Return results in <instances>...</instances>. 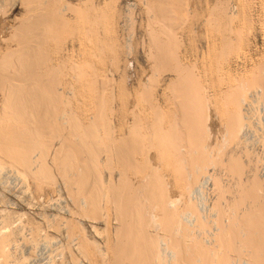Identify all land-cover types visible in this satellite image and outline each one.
<instances>
[{"label":"bare ground","instance_id":"6f19581e","mask_svg":"<svg viewBox=\"0 0 264 264\" xmlns=\"http://www.w3.org/2000/svg\"><path fill=\"white\" fill-rule=\"evenodd\" d=\"M41 1L0 0L25 12L0 22V264H264V76L210 116L187 80L66 75L48 44L71 5ZM157 39L168 71L177 48Z\"/></svg>","mask_w":264,"mask_h":264},{"label":"rangeland","instance_id":"374dc122","mask_svg":"<svg viewBox=\"0 0 264 264\" xmlns=\"http://www.w3.org/2000/svg\"><path fill=\"white\" fill-rule=\"evenodd\" d=\"M176 1L163 0L161 10L155 11L145 7L143 0H63V4L71 5L65 13L69 24L49 42L50 57L64 63L66 75L70 74L72 62L85 64L86 73L108 77L116 91L125 74L128 88L136 87L139 76L152 77L155 73L153 77L168 80L166 85L178 79L187 80L185 83L194 85L190 88L192 93L210 97L211 116L218 107L221 109L217 110H224L228 93L251 84L257 76L261 79L264 76V0ZM220 5L226 13L233 8L240 18L220 22L217 18ZM20 6L7 7L0 15L2 25H15L23 17L24 7ZM154 38L177 48L174 51L177 62L168 71L151 68L149 54L153 52ZM1 39L0 51L10 43ZM129 44L130 50L126 47ZM127 63L130 68L127 66L124 73ZM168 90L172 98L173 91ZM172 100L169 106H174ZM112 104L115 106L116 102ZM262 104L255 105L258 116L263 115ZM217 136L221 140V134ZM255 152L252 155L258 159L260 151ZM39 196L47 198L49 193L45 191Z\"/></svg>","mask_w":264,"mask_h":264}]
</instances>
